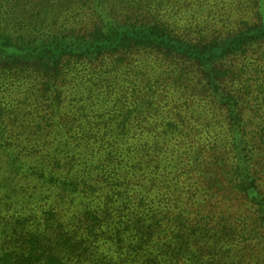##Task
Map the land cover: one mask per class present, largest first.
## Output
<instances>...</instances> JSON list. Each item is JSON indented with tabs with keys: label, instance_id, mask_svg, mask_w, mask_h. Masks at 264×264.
<instances>
[{
	"label": "trees",
	"instance_id": "16d2710c",
	"mask_svg": "<svg viewBox=\"0 0 264 264\" xmlns=\"http://www.w3.org/2000/svg\"><path fill=\"white\" fill-rule=\"evenodd\" d=\"M220 1L205 8L220 28L195 14L188 35L153 20L170 0H0V129L12 90L24 88L39 110L23 118L41 131L33 145L46 150L34 174L58 182L44 184L50 205L42 230L31 231L23 226L36 219L34 200L0 185V229L12 232L0 234V264H264L251 245H264V122L243 119L244 109L264 118V0H233L244 8L227 35ZM81 16L92 19L90 31L74 28ZM69 77L86 95L62 99ZM209 105L224 123L211 122ZM44 131L53 138L39 145ZM10 147L0 146V162ZM6 155L17 174L36 179L24 173L23 153ZM63 165L71 179L57 174ZM86 217L93 225L107 217L117 256L106 262L87 251L90 237L76 241L65 228Z\"/></svg>",
	"mask_w": 264,
	"mask_h": 264
},
{
	"label": "rangeland",
	"instance_id": "374dc122",
	"mask_svg": "<svg viewBox=\"0 0 264 264\" xmlns=\"http://www.w3.org/2000/svg\"><path fill=\"white\" fill-rule=\"evenodd\" d=\"M219 2H221V1L220 0H200L199 3L202 4L203 5L202 6V5H199L198 3L194 2L193 0H170L169 3H165V4L161 5V7L158 10V17L154 18L153 20L157 19L158 22L161 21L164 24H168V27H170L169 28L170 30L172 28L178 32L188 34V35H193L194 31L196 30V25H197L193 16L195 14H197L200 17V21H205V23H207L210 26V29L213 30V29L220 28V27L213 25V24H215L216 19L208 18V12L205 11V8H207L206 6H208V5L218 4ZM189 5H191L192 8H189ZM261 7H262V9H264V1L261 3ZM243 8H244V6L242 4H239L238 1L236 3L233 0H226V5L223 6V8H221L222 10L220 9V11H218V12H220L222 17L220 19H218V17H215V18L218 19V23L221 25V28L227 27V31H229V32L225 33V35L230 33V29H229L230 27L236 25V23H237L236 18L239 17L240 19H242L241 16H239V15L242 14ZM155 10H156V8L154 10H151L148 13L147 17L144 14L142 20H146V18L150 17ZM228 13L230 14V18H228L227 21H224L223 18H225V16ZM249 16H250V13H249ZM73 23H74L73 24L74 28L78 29V30H82L83 33L86 31H90L91 27L94 24L92 19L88 16L78 17L73 21ZM144 54H145V56H150L151 58L156 59V56L153 54H148L146 52H144ZM242 57L244 59H248L249 61L255 60V58H256V57L247 56V55H243ZM236 64H237V61L233 60L232 64H230V65L235 66ZM248 77H249L248 75H245V76H243V79L248 78ZM252 83H253V81L251 78V81H249L248 84H252ZM162 84H163L162 81H160L159 83H156V85H158V86H162ZM163 86H164V89H166V90H176L179 93L190 92V89H184V87H179L180 89H177L171 81H169L167 85L163 84ZM61 87H62L61 91L63 92V95H64V97L62 99H66V98L67 99H72V98L75 99L76 97H78L79 94H80V96L86 95V91L84 89L85 86L80 79L75 80V79H72L69 77L67 79V81L61 83ZM16 91H17V93H16V95H15V97L11 103V107L10 108L7 107L8 108L7 116L9 115L8 119L6 118L7 120L5 122V125L0 129V146L12 145L14 147V149H12L10 151H6V153L4 155L5 157L7 156L6 154L8 152H11V151L14 152L18 156H19V154L23 153L26 156L25 157V159L27 160L26 162H28V168L24 173L25 174L32 173L36 179L31 180V179L26 178L25 175L17 174L15 172V170H18V169L15 167H12L9 164V162L5 159V157L3 156L4 157L3 160H5L9 166L5 162L4 163L0 162V185L7 186L11 190H13V191L15 190L18 194L22 195V193H23L22 196L21 195H18V196L20 198H22V200H25V202H27V204H28V200H34L31 205H29V204L28 205L30 207H32L34 210L35 209L38 210L37 211L38 214L36 216V219H33L35 217L26 218L27 221L24 222L23 229L27 227L29 231H31V230H42V228H43L42 218H44L46 216L43 213V210L44 209L48 210V208H49L48 206L50 205V202H49L50 197L47 196V192L45 191L46 189H44V188H46V186H48V187L55 186L58 184V182L54 181V180L48 181L49 180L48 178L44 179L42 177H39V175L34 174V171H36L37 173H43V171L41 169L42 167L36 165V162L39 160L40 157H42L41 156L42 154L46 153V152H44L45 146L36 147L33 145L35 143V141L37 140L35 138L39 137V134L36 135V134H34V132L41 133V131H40V129H36L35 123L26 121V119H24L23 116H25L27 113L28 114H30V113L35 114V112H37L39 110V107L35 106L33 104L32 94L26 92L24 88L21 87L20 89L18 88L17 90H14V91L12 90V93L14 94ZM21 91H24L25 93H20ZM1 95H2V93H1ZM83 98H85V97H83ZM24 99L27 100L28 104L25 107L20 106V108L22 107L20 109L19 104ZM199 99L200 98H198V100ZM92 100H94V98L91 97L90 101H88V102H91ZM255 103H256V101L253 100L251 105H253ZM79 105H81V103H77V106H79ZM60 106H62V107L63 106H69V104H66L64 102V104L60 103ZM208 107H210L211 113L217 115V118H215V120H213L211 122L214 123V121H216V120H221V123H224L223 116L220 115V113L217 112L213 106L209 105ZM18 115H21L20 118L18 117ZM243 119L247 120L248 126L253 125L250 123L252 121L257 122V124L264 122V118H262L261 120L258 118H255V116L252 115V113L250 112L249 109L243 110ZM42 124H44L46 126V128L48 129V126L46 125V123H42ZM54 125L55 124H53V126ZM215 130L218 132V130H220V127H216ZM222 130H223V128H222ZM45 132L46 131H44V133ZM43 136H44V138L39 145H42L46 141H50L53 138V134H46L45 133ZM69 137L70 136H68V138ZM13 147H10V148H13ZM0 154L1 155L3 154L2 150H0ZM62 157H63V162H64L65 161L64 155ZM42 159H43V164L46 167H48L49 164L53 163V160L50 157H48L46 159H44V158H42ZM0 160H1V158H0ZM9 167L12 169L13 172L9 171ZM62 167H65V166L63 165ZM62 167H59L57 174H62L65 178L71 179L73 175L71 176L70 174L73 172L72 171L67 172L66 167L63 169H62ZM81 167L84 168L85 167L84 164H81ZM48 175H49V173L46 174V177ZM20 186H23V187H20ZM263 192H264V190H263ZM55 194L57 195V193H55ZM46 203H47V205H46ZM24 207H26V206H24ZM83 210H82V213H83ZM242 213H243L244 217H247V214L245 212H242ZM188 216L190 218H192L193 214L189 213ZM106 218L107 217H101V218L97 219V221L95 222V225H93V220L90 219L89 217H86V218H82L81 221H79V223H73V224L65 223L66 224L65 228L67 229V227H69L70 230L74 231V233L77 234L76 235V239H77L76 241H78L80 239V237L81 238L90 237L92 239V244H90L91 245L90 247H88L86 245L87 251L88 252H91V251L92 252H94V251L98 252L99 254H101V256L103 258H105V261L107 262V255L117 256V254H115L116 247L111 246V248H109L107 245V227L103 226V223H104ZM0 225H2V224L0 223ZM26 230L27 229H24V231H26ZM64 232L66 233V230ZM0 234L5 235V236L6 235L11 236L12 232L3 231L2 229H0ZM69 234H73V233L69 232ZM239 239H241V238H239ZM247 239H248V237H247ZM251 245L254 246L264 257V250H263L264 245L263 244H259V242L256 239H254L252 241ZM194 250L201 253L202 247H201V251H200L199 247H195ZM202 257H206V255H202ZM61 264H79V262H77V261H75V262H69L68 261L67 262L64 259H61ZM127 264H133V262L131 261V258L128 259Z\"/></svg>",
	"mask_w": 264,
	"mask_h": 264
}]
</instances>
